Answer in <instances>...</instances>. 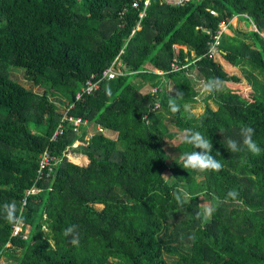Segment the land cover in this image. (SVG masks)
<instances>
[{
  "label": "trees",
  "instance_id": "16d2710c",
  "mask_svg": "<svg viewBox=\"0 0 264 264\" xmlns=\"http://www.w3.org/2000/svg\"><path fill=\"white\" fill-rule=\"evenodd\" d=\"M134 1L0 0V209L11 201L22 207L25 191L38 190L26 197L28 239L12 235L0 210V258L5 264H264V0L181 6L152 0L143 17L144 4L134 8ZM234 17L257 30L223 33L219 55L208 57L212 34ZM219 56L244 70L251 91L228 85L242 79L229 74ZM116 59L124 75L101 81L75 101L89 76H100ZM174 61L182 67L175 72ZM9 68L23 70L42 92L12 79ZM193 69L197 75L190 76ZM197 78H219L222 88L189 119L183 105L197 101ZM168 81L184 94L176 99L177 113L168 107L169 96L175 97L165 89ZM147 83L156 92H142ZM53 98L74 104L67 115L84 123L77 130L65 125L50 140L62 116ZM244 126L255 129L258 156L227 149L229 138L242 143ZM188 129L212 141L221 171L196 177L173 161L166 137L179 155L195 151L179 139ZM45 149L56 163L39 178ZM180 186L192 195L183 209L171 196ZM198 189L211 203L213 194L221 201L232 190L238 196L203 220L200 194L193 193ZM72 225L79 246L63 235ZM47 239L55 241L54 250Z\"/></svg>",
  "mask_w": 264,
  "mask_h": 264
},
{
  "label": "clouds",
  "instance_id": "9594fccd",
  "mask_svg": "<svg viewBox=\"0 0 264 264\" xmlns=\"http://www.w3.org/2000/svg\"><path fill=\"white\" fill-rule=\"evenodd\" d=\"M197 91L199 95L196 97L197 100H200L201 97H206L212 95L214 92L219 91L222 88V81L219 78H210V79H200L197 81ZM175 91V97L169 96L168 107L172 113H177L181 110L180 106L176 103V99L183 97V92L179 90H174L173 88L169 89V92ZM107 94L110 95V90L107 91ZM157 107L159 105L157 104ZM183 111L187 114V118H192L198 113L202 112V108H193L190 104L183 105ZM143 119H147L144 117ZM239 135L242 138V143L234 139L229 138L227 140V149L231 153L243 152L245 149L252 155L258 156L262 149L253 139L255 135V129L251 126L241 127ZM182 143L192 145L195 151L183 152L179 155L178 159L180 164L184 169H191L197 173H206V172H219L223 169V164L216 159L211 153L213 150V143L210 139L205 138V136L196 130L188 129L179 137ZM174 146V145H173ZM199 149V151H198ZM243 159L241 163H244ZM165 178H168L167 175H164ZM171 196L176 201L179 208L183 209L184 205L192 199L190 192L185 190L182 186L177 187L171 192ZM238 196V193L235 190L229 191L224 201H221L219 197H216L214 194L212 196L215 203H210L204 199L205 194L201 193L200 198L204 203L200 204L201 211L198 213V217L203 220L210 219L214 212L217 210V206L221 203L227 202L229 199L235 200ZM3 217L8 222L9 225L13 228V235L20 230V226L23 224L24 216L22 207L18 206L15 201L5 202L2 205ZM47 215H44V220L46 221ZM76 225H72L64 229L63 235L65 237H72L70 243L73 246H79L78 233L76 232ZM41 231L47 235L49 232L48 225L46 223L41 225ZM192 238V237H190ZM50 248L53 250L56 247L55 241L53 239H47Z\"/></svg>",
  "mask_w": 264,
  "mask_h": 264
},
{
  "label": "built area",
  "instance_id": "2783aa9c",
  "mask_svg": "<svg viewBox=\"0 0 264 264\" xmlns=\"http://www.w3.org/2000/svg\"><path fill=\"white\" fill-rule=\"evenodd\" d=\"M190 1H192V0H160V2L162 4H166V5H170V6H181V5H184ZM151 2H152V0H135L133 2V7L134 8H141L142 3H143L144 9L140 13V17H143L146 14L147 8L150 6ZM126 10H128V8L121 11L120 14L123 15L126 12ZM210 13L213 16L218 15V12L213 11V10H211ZM227 27H228V24H226L225 22H222L220 24L219 29L216 31V33L212 34V41L210 42V47H209V50L207 52L208 57L214 58V57H217L219 55L221 36L223 33L226 32ZM134 31L135 30H133V32ZM205 32L209 33L208 30ZM174 48L176 49L177 45H174ZM171 66H172V71H174V72L178 71L182 68V67L180 68V66L178 65V63H176V61H174ZM124 70H125L124 65L121 63L120 60L116 59V61H114L109 67H107L105 70L102 71L100 76H97L96 74L90 75L89 78L84 82V84L80 88V90L76 93L75 101L80 100V98L83 95H90L95 90L99 89L101 81L111 80V79H114V78H117V77L124 75ZM157 73L162 74V72H160V71H157ZM155 92H156V90H155ZM73 105L74 104H71L69 106L64 107V110L61 113L62 116L60 118V121L58 122L56 128L54 129V131L50 137V140H55L58 136L62 135L64 132L65 125L73 127L74 130H77V128L81 124L84 123V121L81 120V118H74L72 116L67 115V112L73 107ZM157 108H159V107H157V105H156L154 110H156ZM55 163H56L55 157H53L50 154V152L47 149H45L39 155V159H38V175L39 176L38 177L39 178L42 176L48 177L50 175V173L52 172ZM37 192H38V190L35 189L34 187L25 191L26 196L22 200V203H21L23 212H24L25 207L27 206L26 197L29 194H35ZM30 230H31L30 227L25 226V224L23 223L20 226V230L18 232H16L15 235H22L23 238L28 239ZM12 235H13V228H12Z\"/></svg>",
  "mask_w": 264,
  "mask_h": 264
},
{
  "label": "rangeland",
  "instance_id": "374dc122",
  "mask_svg": "<svg viewBox=\"0 0 264 264\" xmlns=\"http://www.w3.org/2000/svg\"><path fill=\"white\" fill-rule=\"evenodd\" d=\"M240 20H242V18H240ZM243 21H244V19H243ZM243 24L246 26V28L243 27V30H242L243 32H244V31H247V30H250V29H252V30H257V28L254 27L255 25L253 26V24L247 25V22H246V21H244ZM241 27H242V26H241ZM239 29H240V28H239ZM249 40H250V39H248V41H249ZM216 61H218L219 63H221V64L223 65L224 69H225L229 74H232V75L234 74V75H236V76H239V77L242 79V80H241V83H240V82L233 81V80L228 81V85H229L230 87H238V85H240V86H244V88L246 89V86H248V79L246 78V75H245L244 70H243L242 68L234 67V66H232V65L229 64V63L227 64L226 62L222 61V59H221L220 56L216 59ZM196 72H197V71H196L195 69H193V70H189V75H190V76H195V75H196ZM9 73H10V76H11L12 79H14L15 81H18L19 83H21V84L24 85L25 87H27V88H29V89L31 88V89H33L35 92H38V93H41V92H42V89H41V88L34 87L33 84H31L30 82H28V81L25 79V75H24V71H23V70H21V69H15V68H9ZM197 79L199 80V78H197ZM259 79L264 80V78H261V77H259ZM198 80H195V79H194V86H195L196 89H197V86H196V85H197V81H198ZM170 88H173L174 90H176L174 84L168 81L167 83H165V89H166L167 91H169ZM238 89H239V91H240V90H241V87H238ZM155 90H156V89L152 86V83H147V84L143 87L142 92H144V93H147V92H155ZM246 90L249 92V91H251V88H247ZM172 92H175V91H172ZM197 95H199V92L197 93ZM252 95H253V93L251 92L250 97H252ZM206 97H207V96H206ZM206 97H201L200 100H197L195 103H190L191 106H192L194 109H195V108H202V112L198 113L197 115H199V114H201V113L204 112V110H205V106H206V102H205V98H206ZM250 99H252V98H250ZM53 101H54V102L56 103V105L58 106V112L62 113L63 110H64V107H65V104H64L63 102L60 103V101H58L57 98H53ZM214 102H216V101H214V99H209V103H210V105H211L214 109H218V105H217V103H214ZM158 113H159V112H156L154 115L156 116ZM87 136H88V137L91 136V131L88 132ZM114 137H116V136H114ZM166 138H167V139H166L167 141L165 140V147H169V151H170V153H171V156H172L173 161H176V163H180V161H179V159H178L179 154L176 153V152H173V151L171 150V145H172V143H171V141H170V139H169V136H167ZM166 150H167V149H166ZM167 151H168V150H167ZM169 151H168V152H169ZM195 175H196V177H197V176H198V173H195ZM193 193L201 194V193H203V192L201 191V189H198V190L193 191ZM204 199L207 200L208 202H210V198H209L208 196L205 195ZM202 203H204V201L201 199V204H202ZM210 203H211V202H210ZM101 207H102V205H101V206H100V205H96V206H94V208H95L96 210L101 209ZM0 262H1V264H5V260H4V258H0Z\"/></svg>",
  "mask_w": 264,
  "mask_h": 264
},
{
  "label": "crops",
  "instance_id": "0c3cea01",
  "mask_svg": "<svg viewBox=\"0 0 264 264\" xmlns=\"http://www.w3.org/2000/svg\"><path fill=\"white\" fill-rule=\"evenodd\" d=\"M244 21L240 20L238 17H234L231 22H230V26L228 25L227 30L225 33L229 34V35H234L237 31H242L243 27L246 28V26L243 24ZM242 26V27H241ZM240 28V29H239ZM178 49L181 48L184 52L187 51V48L184 47V45H178L177 47ZM191 57L193 56V53H190ZM197 75V72H196ZM174 84V83H173Z\"/></svg>",
  "mask_w": 264,
  "mask_h": 264
}]
</instances>
